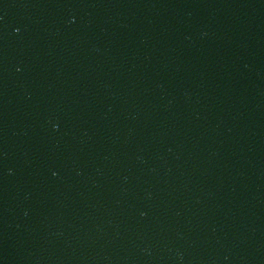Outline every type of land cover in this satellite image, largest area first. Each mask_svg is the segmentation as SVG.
<instances>
[{
    "label": "water",
    "instance_id": "obj_1",
    "mask_svg": "<svg viewBox=\"0 0 264 264\" xmlns=\"http://www.w3.org/2000/svg\"><path fill=\"white\" fill-rule=\"evenodd\" d=\"M64 264H264V0H239L161 142Z\"/></svg>",
    "mask_w": 264,
    "mask_h": 264
}]
</instances>
